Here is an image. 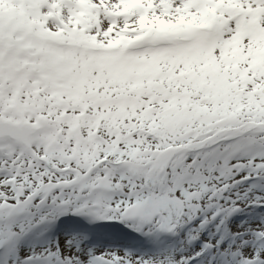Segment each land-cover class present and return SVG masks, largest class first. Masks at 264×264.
Returning a JSON list of instances; mask_svg holds the SVG:
<instances>
[{
  "label": "snow or ice",
  "instance_id": "obj_1",
  "mask_svg": "<svg viewBox=\"0 0 264 264\" xmlns=\"http://www.w3.org/2000/svg\"><path fill=\"white\" fill-rule=\"evenodd\" d=\"M0 264H264V0H0Z\"/></svg>",
  "mask_w": 264,
  "mask_h": 264
}]
</instances>
